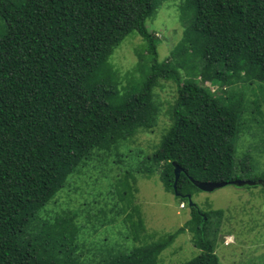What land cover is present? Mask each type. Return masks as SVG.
Listing matches in <instances>:
<instances>
[{"label": "trees", "instance_id": "16d2710c", "mask_svg": "<svg viewBox=\"0 0 264 264\" xmlns=\"http://www.w3.org/2000/svg\"><path fill=\"white\" fill-rule=\"evenodd\" d=\"M169 1L0 0V264H161V253L185 230L200 253L182 264H221L222 209L203 211L195 203L182 228L140 239V232L149 234L133 206L131 168L108 185L111 205L121 203L112 218L94 221L84 203V223L75 210L42 214L54 199L63 202L66 187L77 191L71 181L84 178L95 151L109 155L157 124L155 88L164 82L176 86V97L142 175L161 169L164 189L174 193L178 165L177 190L193 196L200 190L190 178L231 181L238 170L256 169L257 158L239 160L236 151L249 134L251 147L264 153V0H182V37L158 60L159 39L146 21ZM134 36L143 46L122 77L112 56ZM260 175L253 181L264 187ZM118 215L127 227L119 230L122 243L104 236L86 245L90 224L98 225L94 235ZM228 255V264L243 262L242 253Z\"/></svg>", "mask_w": 264, "mask_h": 264}, {"label": "rangeland", "instance_id": "374dc122", "mask_svg": "<svg viewBox=\"0 0 264 264\" xmlns=\"http://www.w3.org/2000/svg\"><path fill=\"white\" fill-rule=\"evenodd\" d=\"M181 1L170 0L159 9L152 19L146 21L149 32H153L159 39L156 47L158 60L166 59L171 49L182 37L184 25L178 7ZM140 46H143L140 36L130 37L123 41L113 54L112 63L122 77L135 67L138 60L136 51ZM164 83L163 87L155 88L157 103L161 109L157 124L147 131L139 132L134 136V141L131 144H126L120 150L109 155L102 151H95L85 167L84 178L81 179L83 177L81 176L77 178L78 180L71 181L74 187L77 186V191L76 189H66V187L62 191L64 193L59 196L63 202H56L54 199L45 206L42 214L57 216L65 210H75L79 213L75 220L84 223L86 213L85 211L81 213V209L86 208L87 211L90 210L93 217L91 219L94 221L112 218L120 209L121 203L115 200V203L111 205L112 200L107 198L110 195L107 193L108 185L112 183V178L118 175L117 171L131 168L134 171L137 170V172H132L133 177L128 178L129 184L138 190L133 198V206L138 207L145 230L149 234V239H147L145 233L140 232V239L152 242L161 235L174 233L185 225L191 217V206L188 205V202H184L185 208H180L179 200L175 194L164 189L160 180L161 169L149 178L139 171L144 158L155 150L163 128L170 122L167 110L169 104H172L176 97V86L171 82ZM241 138V142L237 144L236 155L239 160L244 159L248 154L257 158L254 159L256 169L254 172L238 170L235 175L239 177L238 180L253 181L260 177L264 171V153L261 149L254 150L251 147L252 137L249 134H242ZM117 152L121 154L120 157L117 156ZM98 177L100 179L96 185L95 179ZM87 183L88 185H86ZM192 201L203 211L222 209L225 212L224 216H221L222 225L216 229L219 231L216 253L220 257L221 264L230 262L228 253L234 250L243 255V262L240 264H264V187L261 185L242 187L226 185L213 192L199 191L192 196ZM80 203H84L85 208ZM112 207L115 211L110 213L111 209H108ZM102 209L104 212L100 214ZM100 216L101 219H99ZM122 216H116L114 219L117 220H114L111 227L98 228L94 235L92 232L98 225L90 224L85 235L87 237L91 233L89 236L91 239L86 241V245L91 240L97 242L99 237L103 238L104 236L109 243H122L124 233H119V230L126 231L127 229L123 222L124 218L121 220ZM119 217L120 220H118ZM132 219L137 221L138 217L135 215ZM131 243L128 244L131 245ZM226 243L231 245L225 246ZM199 253L200 250L191 242V234L185 230L161 253L160 262L161 264H182ZM222 254H226L227 259L223 260Z\"/></svg>", "mask_w": 264, "mask_h": 264}, {"label": "water", "instance_id": "95a60500", "mask_svg": "<svg viewBox=\"0 0 264 264\" xmlns=\"http://www.w3.org/2000/svg\"><path fill=\"white\" fill-rule=\"evenodd\" d=\"M173 172H174L173 190L175 196L185 197V199H187L188 205L192 207L193 202L191 195L189 194L183 195L179 193V191L177 190V182L180 178L182 168L179 167L178 165H175ZM190 180L200 191H204V192H213L214 190L224 187L226 185H236L242 187L244 185L257 184L256 181H242V180H231V181H222V182H203V181H196L192 178H190Z\"/></svg>", "mask_w": 264, "mask_h": 264}, {"label": "clouds", "instance_id": "9594fccd", "mask_svg": "<svg viewBox=\"0 0 264 264\" xmlns=\"http://www.w3.org/2000/svg\"><path fill=\"white\" fill-rule=\"evenodd\" d=\"M185 195H186V194H185ZM176 197H177V196H176ZM191 198H192V196H191ZM192 202H193V201H192ZM181 204H183L182 207H181ZM193 204H195V203H193ZM179 207H180V208H185V203H184V202L180 203V204H179ZM191 208H192V207H191ZM224 242H225V240H224ZM225 245H229V244L226 243Z\"/></svg>", "mask_w": 264, "mask_h": 264}, {"label": "built area", "instance_id": "2783aa9c", "mask_svg": "<svg viewBox=\"0 0 264 264\" xmlns=\"http://www.w3.org/2000/svg\"><path fill=\"white\" fill-rule=\"evenodd\" d=\"M183 206V204H181V207Z\"/></svg>", "mask_w": 264, "mask_h": 264}]
</instances>
